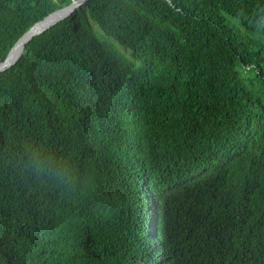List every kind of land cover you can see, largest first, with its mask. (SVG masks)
Masks as SVG:
<instances>
[{
  "label": "trees",
  "instance_id": "trees-1",
  "mask_svg": "<svg viewBox=\"0 0 264 264\" xmlns=\"http://www.w3.org/2000/svg\"><path fill=\"white\" fill-rule=\"evenodd\" d=\"M72 1L0 0V60ZM0 264H264V0H90L33 39L0 73Z\"/></svg>",
  "mask_w": 264,
  "mask_h": 264
},
{
  "label": "water",
  "instance_id": "water-1",
  "mask_svg": "<svg viewBox=\"0 0 264 264\" xmlns=\"http://www.w3.org/2000/svg\"><path fill=\"white\" fill-rule=\"evenodd\" d=\"M89 1L90 0H73L70 5L48 14L41 21H38L30 27V29L13 45L6 58L4 60H0V73L11 69L18 63L26 49V46L33 39L69 18L78 8L84 6Z\"/></svg>",
  "mask_w": 264,
  "mask_h": 264
},
{
  "label": "rangeland",
  "instance_id": "rangeland-1",
  "mask_svg": "<svg viewBox=\"0 0 264 264\" xmlns=\"http://www.w3.org/2000/svg\"><path fill=\"white\" fill-rule=\"evenodd\" d=\"M94 25V28H95V30H96V32H97V34L101 37V38H104V33L101 31V29L98 27V25L97 24H93ZM252 37H254V38H256V39H260V38H258L257 36H255V35H251Z\"/></svg>",
  "mask_w": 264,
  "mask_h": 264
}]
</instances>
